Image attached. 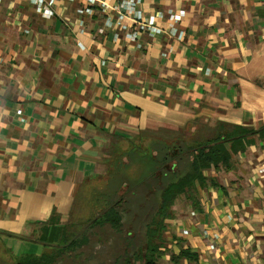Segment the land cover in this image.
I'll list each match as a JSON object with an SVG mask.
<instances>
[{
	"label": "crops",
	"instance_id": "crops-1",
	"mask_svg": "<svg viewBox=\"0 0 264 264\" xmlns=\"http://www.w3.org/2000/svg\"><path fill=\"white\" fill-rule=\"evenodd\" d=\"M130 1L58 0L47 19L0 2V238L16 256L45 250L122 144L264 127V0H133L163 26L136 40L118 25ZM247 140L173 224L200 263L264 264V132Z\"/></svg>",
	"mask_w": 264,
	"mask_h": 264
},
{
	"label": "trees",
	"instance_id": "trees-1",
	"mask_svg": "<svg viewBox=\"0 0 264 264\" xmlns=\"http://www.w3.org/2000/svg\"><path fill=\"white\" fill-rule=\"evenodd\" d=\"M263 132L264 127L252 130L235 125L232 130L224 127L216 135L208 137L171 135L161 141L155 140V149L147 146L120 149L112 161L109 177L103 186L91 193L93 195L87 194L86 199L93 202L99 213L96 211V215L87 217V224L79 232L64 225L44 231L38 241L45 250L40 254L15 255V264H59L65 254L74 253L89 242L87 235L83 234L84 230L111 226L119 233L122 225L119 205L125 201L124 195L149 179L154 182L149 189L160 197V201L146 231L148 240L145 253L138 258H142L144 264H159V259L165 254V221L174 217L173 206L177 198L187 195L190 203L198 207L199 188L208 185L206 171L222 167L230 169L233 155L246 150L247 138ZM133 163L141 168L138 179H133L129 171ZM176 239L177 243L184 241L181 236H176ZM125 259L129 260L127 257ZM180 259L198 264L200 256L191 247L180 245L179 253L172 254V260L177 262Z\"/></svg>",
	"mask_w": 264,
	"mask_h": 264
},
{
	"label": "rangeland",
	"instance_id": "rangeland-1",
	"mask_svg": "<svg viewBox=\"0 0 264 264\" xmlns=\"http://www.w3.org/2000/svg\"><path fill=\"white\" fill-rule=\"evenodd\" d=\"M5 6V5H4ZM7 16L6 8L0 7V25L2 19ZM171 135H153V136H139L137 140L133 141L131 145H124L128 147H152L155 149L154 141L170 138ZM145 141V143H143ZM124 148V149H126ZM130 172L133 179H138V172L140 166L136 163L132 164ZM110 168L106 169L107 172L103 179L95 181L88 186V195L98 191L99 187L103 186V182L108 179ZM151 179L141 183L135 187L133 191H128L124 196V202L119 205V210L122 215L121 231L119 233L113 230L111 226L104 228H95L84 230L83 234L87 235L89 242L84 247L78 249L74 253H67L62 258L59 264H144L142 258L145 253L146 241L148 240L146 231L148 225L152 221V217L156 211L160 197L155 192H152L149 187L153 185ZM100 194V192H98ZM93 195V194H91ZM119 195L116 196V199ZM83 197L76 202V208L73 215L65 220L66 227H71L76 232L82 230L87 224V217L96 215L97 209L93 206V202ZM191 203L187 195H181L177 198L173 206L174 217L165 221L167 227L164 231V255L159 259V264H197L188 262L186 259H180L175 262L172 260V254H178L180 245H184V241L177 243L176 236L179 237L177 231L174 230L173 224L176 220L186 218ZM99 213V210L96 212ZM192 213H190L191 216ZM86 220V221H85ZM82 236H80L81 238ZM25 246V245H24ZM29 245L25 246L23 251H27ZM32 248V247H31ZM37 250L34 249V252ZM42 249L37 251V254L42 253ZM29 252V251H28ZM26 253V252H23ZM128 258L129 260L127 261ZM16 256L5 245L2 238H0V264H15ZM127 262V263H126ZM198 264H206L199 263ZM213 264V263H209Z\"/></svg>",
	"mask_w": 264,
	"mask_h": 264
},
{
	"label": "built area",
	"instance_id": "built-area-1",
	"mask_svg": "<svg viewBox=\"0 0 264 264\" xmlns=\"http://www.w3.org/2000/svg\"><path fill=\"white\" fill-rule=\"evenodd\" d=\"M2 0H0L1 2ZM36 8V12L43 18H52L57 15L56 5L58 0H28ZM95 5L100 6L103 10L108 9L111 0H86ZM128 6L125 8L124 13L117 12L118 14V25L121 30L126 31V37L130 40H136L139 38L142 28L147 30L153 36H159L161 33L162 25L155 21V18L151 16L146 18L142 10H136L134 7V1L131 0L127 2ZM90 8L80 9L79 12H90ZM174 21L179 22L185 18V13L183 11L174 14L172 17ZM80 27L84 26V22H80ZM137 27V28H136ZM132 28H135L131 30ZM81 45V43H80ZM192 215H195V212H192Z\"/></svg>",
	"mask_w": 264,
	"mask_h": 264
}]
</instances>
